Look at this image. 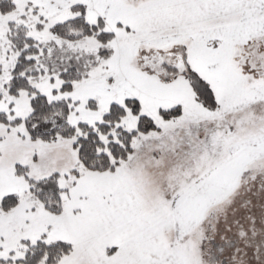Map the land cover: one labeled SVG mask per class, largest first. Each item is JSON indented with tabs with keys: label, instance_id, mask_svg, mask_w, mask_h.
Returning a JSON list of instances; mask_svg holds the SVG:
<instances>
[{
	"label": "snow or ice",
	"instance_id": "6c2138e0",
	"mask_svg": "<svg viewBox=\"0 0 264 264\" xmlns=\"http://www.w3.org/2000/svg\"><path fill=\"white\" fill-rule=\"evenodd\" d=\"M0 264H264V0H0Z\"/></svg>",
	"mask_w": 264,
	"mask_h": 264
}]
</instances>
